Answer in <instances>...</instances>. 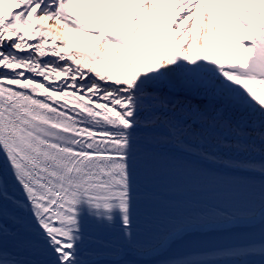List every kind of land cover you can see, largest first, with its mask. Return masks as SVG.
<instances>
[{
	"label": "snow or ice",
	"instance_id": "snow-or-ice-1",
	"mask_svg": "<svg viewBox=\"0 0 264 264\" xmlns=\"http://www.w3.org/2000/svg\"><path fill=\"white\" fill-rule=\"evenodd\" d=\"M115 2L0 0V264H136L126 257L144 253L133 231L137 170L153 161L207 178L185 159L195 156L228 174L260 176L264 222V0H175L170 19L156 0H136L130 24L131 0H120L101 27ZM209 18L213 37L221 27L235 41L225 59L208 55ZM134 50L154 52L155 62ZM218 222L211 209L185 217L152 251L175 246L164 264H264V234L185 243ZM89 223L115 229V238L93 241Z\"/></svg>",
	"mask_w": 264,
	"mask_h": 264
},
{
	"label": "bare ground",
	"instance_id": "bare-ground-1",
	"mask_svg": "<svg viewBox=\"0 0 264 264\" xmlns=\"http://www.w3.org/2000/svg\"><path fill=\"white\" fill-rule=\"evenodd\" d=\"M204 2L206 0H201V3ZM119 3L120 0H116L112 11L104 13L103 18L106 21L110 16L115 14ZM156 3L157 10L160 12L162 19L165 16L170 19L174 11L175 0H156ZM160 4H163L165 7L161 8ZM135 6L136 0H131L130 5L124 9L123 21L126 24L131 23ZM165 8L167 9L166 13ZM5 10L8 9L6 8ZM217 10L220 11L221 8ZM193 12L195 13V18H199L200 3L193 8ZM153 20H155V17H153ZM166 23L167 20L165 19L163 23L154 29L159 46L164 39ZM208 23L209 40L211 41L210 47H213L218 43L219 35L223 34L224 30H220L217 27L216 36L213 37L210 18ZM194 36L195 26L192 25L189 40L193 43V51L196 53ZM74 38L83 44L93 42L92 35L85 36L76 33L74 34ZM50 43L51 41L49 40ZM201 51H203V48ZM135 54V51L131 53V55ZM152 62L154 63L155 60ZM139 70L143 73L146 70L145 66H140ZM185 159L200 169L205 170L210 180L203 177L201 181V176H198L190 169L177 170L171 164H166L163 161H158L157 164L153 161L143 167H139L137 170V207L133 231L138 241L144 246V253L142 255H129L126 257L129 260L135 261L136 264H164L176 251L171 249L167 251H152L158 236L171 226L178 224L183 218L198 214L202 210H213L220 222L192 231L206 232L230 229L232 227H247L261 221L258 195L259 184L261 182L260 176L237 175L236 179L226 177L229 180L235 181V183H217V178H225L222 176L223 169L218 165L208 161H199L195 156L185 157ZM2 167V164H0V169ZM251 193H255V195H250ZM253 216L254 219L252 218ZM86 227L87 233L93 241L108 242L113 240L116 235L115 229L101 228L91 223ZM250 259L255 260L258 257Z\"/></svg>",
	"mask_w": 264,
	"mask_h": 264
},
{
	"label": "rangeland",
	"instance_id": "rangeland-1",
	"mask_svg": "<svg viewBox=\"0 0 264 264\" xmlns=\"http://www.w3.org/2000/svg\"><path fill=\"white\" fill-rule=\"evenodd\" d=\"M229 11H231V9H227L226 11H224V8H223V9H221L220 12L226 13V12H229ZM235 15L240 16L241 19H245V20L246 19H249V17L243 16L240 13H235ZM102 22H103V20H102ZM229 23L231 24L230 21H229ZM102 25L103 24L100 22V26L101 27H102ZM231 26L234 28L235 31L239 32L241 35H250V33H247L246 29L240 28V27H238V26H236L234 24H231ZM218 28L220 30L223 29L224 31L222 32L223 34H220L219 35V41H218V43L216 45H214L212 48L214 50V53H218V56H219L220 59H222V57H224V59H225L229 55L230 47L232 45H234L235 41L231 37L228 36V34H227V32H226V30L224 28H221V27H218ZM151 42L153 43V45H154L155 48H158L159 47V46L158 47L155 46L156 44H154L155 43V37H153L151 39ZM156 42H157V40H156ZM220 46H224V49L222 47H220ZM212 48H210V49H212ZM213 50H211V51H213ZM134 51L136 52L135 55H148V56H150V58H151L152 61L155 60V53L154 52L153 53H144L143 50H134ZM193 54H196V53L193 51ZM200 54L203 55V51H201ZM208 55L210 56V51L208 52ZM246 55H247V53H246ZM154 163L157 164L158 161H154ZM222 176L223 177H228V178L229 177H233V178L236 179L237 174H228V173H225V171L223 170ZM202 178L203 177L200 178L201 181H202ZM205 179L210 180V178H208V177L205 178ZM147 230H149V229H147Z\"/></svg>",
	"mask_w": 264,
	"mask_h": 264
}]
</instances>
